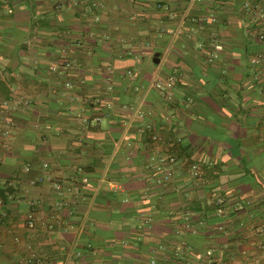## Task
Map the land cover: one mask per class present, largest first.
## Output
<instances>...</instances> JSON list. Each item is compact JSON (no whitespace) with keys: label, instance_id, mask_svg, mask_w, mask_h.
<instances>
[{"label":"crops","instance_id":"0c3cea01","mask_svg":"<svg viewBox=\"0 0 264 264\" xmlns=\"http://www.w3.org/2000/svg\"><path fill=\"white\" fill-rule=\"evenodd\" d=\"M54 1L0 0V264H264V0Z\"/></svg>","mask_w":264,"mask_h":264},{"label":"built area","instance_id":"2783aa9c","mask_svg":"<svg viewBox=\"0 0 264 264\" xmlns=\"http://www.w3.org/2000/svg\"><path fill=\"white\" fill-rule=\"evenodd\" d=\"M78 0H55V8L59 9L62 6H65L67 4H76ZM217 0H190L191 4H198V3H215ZM246 8L249 7L248 4L245 5ZM261 17H263L264 19V15H262ZM259 38L263 39V35H260ZM71 51L70 47H63L62 49H60V57H61V61H59L58 63H54L53 65H51L49 67V70L52 73H56V74H63V73H69L72 69H73V61L69 58V52ZM129 76H132L131 71H127ZM175 78L174 77H169L166 80H161L159 78H154L151 81V87L154 88L162 97L169 99L170 98V90L173 87ZM67 88H70L71 85L68 83L66 84ZM99 105H101L99 103ZM103 107L107 110H109V108L111 107V103L107 102L104 103ZM130 107L124 105L122 106L123 110H128ZM105 112H98L96 115H92V117L90 116H83L81 119V122L83 123V125L85 127H88L91 123H100L103 119V117L105 116ZM152 140L155 142H159L163 145L164 151L167 152L168 154L170 153V150L172 148V142L163 137L162 135H153L152 136ZM172 161V157L170 156H166L165 158H161L160 159V164L161 165H165L168 162ZM44 167L47 166L46 163L43 164ZM28 169V167H27ZM189 173L190 176L194 179L200 178L201 177V171L199 169V166L196 164H190L189 165ZM172 176V173L170 170L163 168V171L161 173L160 176V182L162 183H167L170 181ZM84 182H86V179L83 180ZM56 190H60V185H56ZM218 213H221L222 210L224 209V203L223 201H218ZM240 209V207H237L236 210ZM35 223L34 220V216L33 214H29L27 216V224L29 226H33ZM252 234L257 237V242H256V252L257 255L253 258H251L252 260L257 261L258 259L264 258V226H253L252 227ZM209 254V253H208ZM240 254L243 258L248 259L251 256L250 250L249 249H243L240 251ZM28 263H33V264H44V262L38 258H32V259H28L27 261ZM225 264V263H224ZM229 264V263H228Z\"/></svg>","mask_w":264,"mask_h":264},{"label":"water","instance_id":"95a60500","mask_svg":"<svg viewBox=\"0 0 264 264\" xmlns=\"http://www.w3.org/2000/svg\"><path fill=\"white\" fill-rule=\"evenodd\" d=\"M153 63L158 64L159 63V57L158 54H155L153 57Z\"/></svg>","mask_w":264,"mask_h":264}]
</instances>
